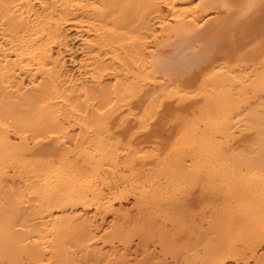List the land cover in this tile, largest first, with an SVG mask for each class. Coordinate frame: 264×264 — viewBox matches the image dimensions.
I'll use <instances>...</instances> for the list:
<instances>
[{
	"label": "bare ground",
	"instance_id": "bare-ground-1",
	"mask_svg": "<svg viewBox=\"0 0 264 264\" xmlns=\"http://www.w3.org/2000/svg\"><path fill=\"white\" fill-rule=\"evenodd\" d=\"M0 264H264V0H0Z\"/></svg>",
	"mask_w": 264,
	"mask_h": 264
},
{
	"label": "rangeland",
	"instance_id": "rangeland-1",
	"mask_svg": "<svg viewBox=\"0 0 264 264\" xmlns=\"http://www.w3.org/2000/svg\"><path fill=\"white\" fill-rule=\"evenodd\" d=\"M131 200L128 201V203H130ZM128 205V204H127Z\"/></svg>",
	"mask_w": 264,
	"mask_h": 264
}]
</instances>
